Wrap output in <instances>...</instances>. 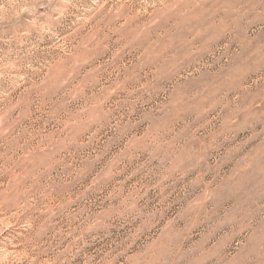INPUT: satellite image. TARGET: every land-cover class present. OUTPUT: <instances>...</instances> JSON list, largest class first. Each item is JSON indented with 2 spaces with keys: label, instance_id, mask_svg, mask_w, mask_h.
<instances>
[{
  "label": "rangeland",
  "instance_id": "1",
  "mask_svg": "<svg viewBox=\"0 0 264 264\" xmlns=\"http://www.w3.org/2000/svg\"><path fill=\"white\" fill-rule=\"evenodd\" d=\"M0 264H264V0H0Z\"/></svg>",
  "mask_w": 264,
  "mask_h": 264
}]
</instances>
